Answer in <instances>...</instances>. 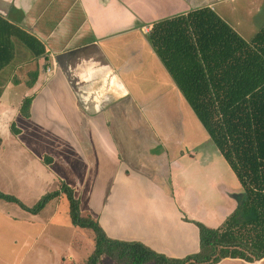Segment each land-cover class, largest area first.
I'll list each match as a JSON object with an SVG mask.
<instances>
[{
    "label": "crops",
    "instance_id": "0c3cea01",
    "mask_svg": "<svg viewBox=\"0 0 264 264\" xmlns=\"http://www.w3.org/2000/svg\"><path fill=\"white\" fill-rule=\"evenodd\" d=\"M201 7L237 33L233 25L245 21L249 38L238 34L246 40L264 26V0H0V17L25 32L22 39L13 32V58L0 69V191L31 206L27 200L64 183L108 237L171 258L196 252L192 220L217 227L237 203L216 223L196 189L184 188L198 175L189 170L201 164L197 149L213 142L148 33L157 21ZM244 9L249 20L237 17ZM64 197L36 214L0 204L8 224L0 248L17 250L0 262L32 254L38 264H79L69 206V217L55 222ZM215 264H264V257Z\"/></svg>",
    "mask_w": 264,
    "mask_h": 264
},
{
    "label": "trees",
    "instance_id": "16d2710c",
    "mask_svg": "<svg viewBox=\"0 0 264 264\" xmlns=\"http://www.w3.org/2000/svg\"><path fill=\"white\" fill-rule=\"evenodd\" d=\"M13 32L21 39L25 35L0 17V69L13 58ZM148 39L241 186L236 207L219 226L192 220L199 249L171 258L138 241L110 238L96 220L80 213L78 199L64 183L32 206L2 191L0 198L36 214L65 192L71 223L94 234L86 264H97L102 255L117 264H215L223 258L248 262L263 258L264 26L246 40L212 9L201 7L153 23Z\"/></svg>",
    "mask_w": 264,
    "mask_h": 264
},
{
    "label": "rangeland",
    "instance_id": "374dc122",
    "mask_svg": "<svg viewBox=\"0 0 264 264\" xmlns=\"http://www.w3.org/2000/svg\"><path fill=\"white\" fill-rule=\"evenodd\" d=\"M237 17L243 18L244 20L246 19L249 20V14H247V10L245 9L243 10L241 14L238 13ZM233 26L235 27V29H237L238 33H240L244 38H249V28H248L249 25L245 24V21L241 19L238 22V24L233 25ZM217 148L218 147L215 146L211 142L202 146L201 148H198L197 149V152H198L197 159L199 160V162H201V164L189 167L190 171H193L195 174H198V175H194L193 173H191L190 176L187 178V181H184V188L188 187V188L196 189V194L198 192L197 195L201 199V203L199 204V207L206 209L204 211L207 213H210L207 216H209L210 218L217 219L216 223H218L219 221L220 222L222 221L221 220L222 218H219L221 214H223L225 211L232 209L234 202L237 203L236 195L239 194V192L241 191L240 183L234 171L225 161L223 156H221ZM205 150H207V152H204ZM203 162H206L208 165L204 164ZM59 185L60 184H58V186ZM63 194L65 195L63 199L64 210L61 211L63 208L59 210L57 216L55 217V222L59 221L60 219L62 220L67 219L69 217L67 215L68 198H66L67 196L65 192H63ZM4 202L11 203V201H7V200L0 198V204L5 206ZM27 203L31 204L32 206L34 202L32 200H27ZM13 206L14 208L13 207H10V208L14 209L15 211V209L17 208L15 205ZM0 212H1L0 213V233H1V231L4 230L3 226L8 225V224L5 221L3 222L1 221V219L3 218V215L5 214L1 210V208H0ZM48 214L49 212H45V214L43 213V215L39 218L46 219ZM74 226H77V225H74ZM77 228L79 232V238L81 240L78 241L76 244H73L72 247L73 248L76 247L77 248L76 251L77 252L80 251L81 253V255L77 257V263L86 264L87 257L92 252V248H94L93 242L91 246V240L89 238L90 237L93 238L94 234H93L92 229L90 228L80 227V226H77ZM34 250H36L37 252L38 248ZM14 251H17V250L9 249L7 245L4 248H0V257L4 260L11 261L10 254L11 252L14 253ZM28 258H31V259H28ZM28 258L26 259V262L20 261L18 264H38L37 261L34 262V255L31 254ZM0 264H6V263L0 262ZM47 264L49 263L47 262ZM97 264H117V263L107 256H102ZM149 264H152V263H149Z\"/></svg>",
    "mask_w": 264,
    "mask_h": 264
},
{
    "label": "built area",
    "instance_id": "2783aa9c",
    "mask_svg": "<svg viewBox=\"0 0 264 264\" xmlns=\"http://www.w3.org/2000/svg\"><path fill=\"white\" fill-rule=\"evenodd\" d=\"M47 70H49V68Z\"/></svg>",
    "mask_w": 264,
    "mask_h": 264
}]
</instances>
